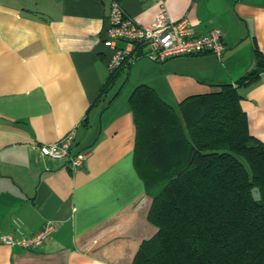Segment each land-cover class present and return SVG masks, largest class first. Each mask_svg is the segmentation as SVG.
I'll use <instances>...</instances> for the list:
<instances>
[{"label": "crops", "instance_id": "crops-1", "mask_svg": "<svg viewBox=\"0 0 264 264\" xmlns=\"http://www.w3.org/2000/svg\"><path fill=\"white\" fill-rule=\"evenodd\" d=\"M111 1L0 0V264H132L156 234L153 198L134 166L131 92L124 96L122 85L129 77L173 105L231 83L250 133L264 143V0H165L171 18H187L198 34L221 29L222 56L158 62L141 45L97 100L111 75L104 43ZM118 1L141 25L160 10L156 0ZM249 73L254 78L242 83ZM71 132L72 151L87 152L81 166L41 153V144ZM47 221L59 228L37 248L2 241L5 233L35 234Z\"/></svg>", "mask_w": 264, "mask_h": 264}, {"label": "trees", "instance_id": "trees-1", "mask_svg": "<svg viewBox=\"0 0 264 264\" xmlns=\"http://www.w3.org/2000/svg\"><path fill=\"white\" fill-rule=\"evenodd\" d=\"M241 98L231 83L176 105L148 84L131 92L134 166L153 198L148 216L158 228L132 264H264V143L250 133Z\"/></svg>", "mask_w": 264, "mask_h": 264}, {"label": "built area", "instance_id": "built-area-1", "mask_svg": "<svg viewBox=\"0 0 264 264\" xmlns=\"http://www.w3.org/2000/svg\"><path fill=\"white\" fill-rule=\"evenodd\" d=\"M160 3V10L154 21L148 25L138 24L127 16L118 0H112L109 12V27L105 45L111 48L107 61L110 71L118 69L129 57L132 47H122L118 41L124 40L128 45L139 42L146 43V55L152 60L163 62L170 57L211 52L218 58L222 56L226 45L224 33L213 28L207 34H198L187 18L175 20L171 18L165 0ZM74 133L63 138L40 145L43 155L67 161L73 168L81 166L87 157L86 151L73 152ZM59 228L55 221H47L35 234L14 236L11 233L2 235V241L8 245H19L24 248H37Z\"/></svg>", "mask_w": 264, "mask_h": 264}, {"label": "rangeland", "instance_id": "rangeland-1", "mask_svg": "<svg viewBox=\"0 0 264 264\" xmlns=\"http://www.w3.org/2000/svg\"><path fill=\"white\" fill-rule=\"evenodd\" d=\"M183 57H185V55H183ZM185 61V60H184ZM183 62V61H182ZM129 69V68H128ZM134 78H136L135 76H133V77H129V79L124 83V84H122L123 85V88H125L126 87V89L124 90V93H123V95L124 96H126L125 94H127V91H129L130 90V92H132L133 90H134V86H135V80H133ZM121 83H123V81L121 82ZM134 87V88H133ZM131 94V93H130Z\"/></svg>", "mask_w": 264, "mask_h": 264}, {"label": "water", "instance_id": "water-1", "mask_svg": "<svg viewBox=\"0 0 264 264\" xmlns=\"http://www.w3.org/2000/svg\"><path fill=\"white\" fill-rule=\"evenodd\" d=\"M252 195L253 198L256 200H260L261 199V193L258 187H254L252 188Z\"/></svg>", "mask_w": 264, "mask_h": 264}, {"label": "bare ground", "instance_id": "bare-ground-1", "mask_svg": "<svg viewBox=\"0 0 264 264\" xmlns=\"http://www.w3.org/2000/svg\"><path fill=\"white\" fill-rule=\"evenodd\" d=\"M132 49H134V48H132ZM111 73L113 72V71H110Z\"/></svg>", "mask_w": 264, "mask_h": 264}]
</instances>
